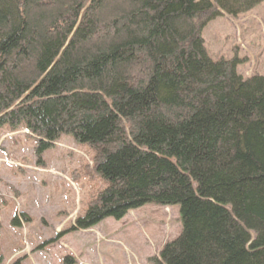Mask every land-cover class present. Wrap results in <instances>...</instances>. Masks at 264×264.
I'll list each match as a JSON object with an SVG mask.
<instances>
[{
  "label": "trees",
  "instance_id": "1",
  "mask_svg": "<svg viewBox=\"0 0 264 264\" xmlns=\"http://www.w3.org/2000/svg\"><path fill=\"white\" fill-rule=\"evenodd\" d=\"M262 2L0 0V130L26 131L37 155L72 136L108 184L71 231L178 206L150 263L264 264V76L202 38Z\"/></svg>",
  "mask_w": 264,
  "mask_h": 264
},
{
  "label": "rangeland",
  "instance_id": "2",
  "mask_svg": "<svg viewBox=\"0 0 264 264\" xmlns=\"http://www.w3.org/2000/svg\"><path fill=\"white\" fill-rule=\"evenodd\" d=\"M212 59H237L243 78L264 76V2L233 19L220 16L202 32ZM21 129L0 130V250L3 264H153L179 234V207L146 204L121 220L71 231L76 217L107 187L92 171L96 151L62 135L41 155ZM16 219L14 225L12 221Z\"/></svg>",
  "mask_w": 264,
  "mask_h": 264
}]
</instances>
